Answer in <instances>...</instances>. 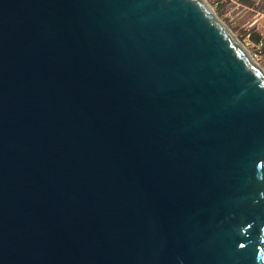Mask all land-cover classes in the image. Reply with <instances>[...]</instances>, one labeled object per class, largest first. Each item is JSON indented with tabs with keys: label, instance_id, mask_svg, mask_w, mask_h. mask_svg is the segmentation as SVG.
Here are the masks:
<instances>
[{
	"label": "water",
	"instance_id": "water-1",
	"mask_svg": "<svg viewBox=\"0 0 264 264\" xmlns=\"http://www.w3.org/2000/svg\"><path fill=\"white\" fill-rule=\"evenodd\" d=\"M0 264H264V69L206 0H0Z\"/></svg>",
	"mask_w": 264,
	"mask_h": 264
},
{
	"label": "rangeland",
	"instance_id": "rangeland-1",
	"mask_svg": "<svg viewBox=\"0 0 264 264\" xmlns=\"http://www.w3.org/2000/svg\"><path fill=\"white\" fill-rule=\"evenodd\" d=\"M215 16L244 46L254 62L264 69V0H206ZM259 52V53H258Z\"/></svg>",
	"mask_w": 264,
	"mask_h": 264
},
{
	"label": "built area",
	"instance_id": "built-area-1",
	"mask_svg": "<svg viewBox=\"0 0 264 264\" xmlns=\"http://www.w3.org/2000/svg\"><path fill=\"white\" fill-rule=\"evenodd\" d=\"M263 45H264L263 40H260V41L258 42V44H257V48H256V49H257L258 51H261ZM258 53H259V52H258Z\"/></svg>",
	"mask_w": 264,
	"mask_h": 264
},
{
	"label": "trees",
	"instance_id": "trees-1",
	"mask_svg": "<svg viewBox=\"0 0 264 264\" xmlns=\"http://www.w3.org/2000/svg\"><path fill=\"white\" fill-rule=\"evenodd\" d=\"M264 46V45H263Z\"/></svg>",
	"mask_w": 264,
	"mask_h": 264
}]
</instances>
